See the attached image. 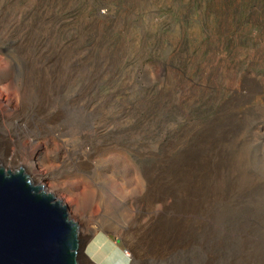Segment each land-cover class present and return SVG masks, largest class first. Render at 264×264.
<instances>
[{"label":"rangeland","instance_id":"obj_1","mask_svg":"<svg viewBox=\"0 0 264 264\" xmlns=\"http://www.w3.org/2000/svg\"><path fill=\"white\" fill-rule=\"evenodd\" d=\"M9 53L51 83L67 76L73 98L52 84L37 113L31 82L0 78V164L24 165L38 185L51 170L79 224L75 194L101 189L106 214L98 199L82 209L91 223L82 241L107 235L129 264H144L128 233L130 216L144 214L137 171L160 176L192 153L222 167L227 189L211 226L214 239L230 238L216 264H253L255 244L264 250V0H0V69ZM58 99L65 115L54 120ZM42 151L48 163H33ZM14 155L18 164L5 163ZM100 251L87 253L117 263L109 246Z\"/></svg>","mask_w":264,"mask_h":264},{"label":"bare ground","instance_id":"obj_2","mask_svg":"<svg viewBox=\"0 0 264 264\" xmlns=\"http://www.w3.org/2000/svg\"><path fill=\"white\" fill-rule=\"evenodd\" d=\"M5 58L7 60L6 67L0 69V78L8 84L17 81L20 76L24 77L26 82H31L29 108H31V105L33 107L35 102L42 104L47 102L51 92L56 90L52 87V84L58 86V84L63 83L66 90L63 99H65V103L72 102L73 87L70 83L66 84L68 81L66 82L63 79L68 78L67 76H61L60 80L62 82L58 80L60 82L54 83L52 81L51 83V77H47L39 68L33 66L30 67L29 71L19 68V60L16 55L9 53ZM65 74H69V72L66 71ZM55 100L56 98H54V102ZM20 103L23 107V100H20ZM68 107L72 108L70 104ZM52 108L54 110V120L65 115V110L61 108L60 99ZM33 109L36 110L35 107ZM37 113H41L40 109ZM14 122L16 124L19 121ZM6 148L7 143L0 136V153L4 154ZM192 155L191 153V155H186L179 160L176 159L171 168L165 166V168H162L163 171L161 170L160 176L143 177L137 171L136 180L140 193L143 194L142 211H144V214L143 212H136L130 216L128 233L131 241L130 247L139 262L142 261L144 264H216L221 252L225 249L224 241L229 242L230 240L227 235L222 236L223 241L214 239L215 231L211 228L214 216L218 213V207H215V204L223 200L227 191L225 181H223L222 167L218 163L211 166L206 155L197 158ZM4 161L10 166L18 164L15 155L9 160L4 157ZM35 162L37 164H47V152L38 153L33 163ZM83 164L87 166L86 163ZM20 167L23 168L24 165ZM134 167L136 168V166ZM45 170H47V179L41 183L44 190L55 195L57 199L62 200L63 204L66 205L67 199H64L58 193L61 183L53 179L51 170H48V168ZM204 183H210L212 187L210 185V188L207 187L208 189H206L202 187ZM81 192L75 194L78 206L75 213L81 222L78 223V231L85 240L90 235L91 223H89L90 218L85 215L82 209L89 207L94 199H98V204L104 212L106 206L102 197V190L98 187L93 189L89 186L85 188L84 192ZM157 202H159V209L156 210L155 204ZM96 222L98 224V220ZM247 240L252 241L251 239ZM255 247V253L250 256L253 264H264V250H260L257 244H255ZM248 262L247 258H243L240 262L234 264H248Z\"/></svg>","mask_w":264,"mask_h":264},{"label":"water","instance_id":"obj_3","mask_svg":"<svg viewBox=\"0 0 264 264\" xmlns=\"http://www.w3.org/2000/svg\"><path fill=\"white\" fill-rule=\"evenodd\" d=\"M67 206L23 168L0 164V264H80L87 242Z\"/></svg>","mask_w":264,"mask_h":264},{"label":"crops","instance_id":"obj_4","mask_svg":"<svg viewBox=\"0 0 264 264\" xmlns=\"http://www.w3.org/2000/svg\"><path fill=\"white\" fill-rule=\"evenodd\" d=\"M89 239V238H88ZM87 239V240H88ZM87 242V248L86 251L91 248L92 246V250L96 253L101 252L100 250L104 247V246H109L111 248V251H113L114 253H116L117 255V263L116 264H129L130 262V258L128 256H126L125 251L122 249V247L118 244V241H114L111 237L107 236V235H99L96 236V238L91 239L86 241ZM108 254L103 253L102 256V260H106ZM83 259H87V261L89 260L88 258H86L85 256L83 257ZM92 259V258H91ZM93 260V259H92ZM90 261V260H89ZM94 261V260H93ZM91 263V261H90ZM101 263V262H100ZM92 264V263H91Z\"/></svg>","mask_w":264,"mask_h":264}]
</instances>
